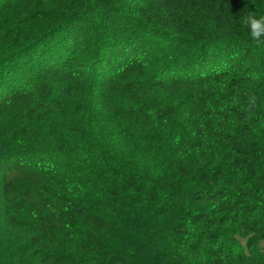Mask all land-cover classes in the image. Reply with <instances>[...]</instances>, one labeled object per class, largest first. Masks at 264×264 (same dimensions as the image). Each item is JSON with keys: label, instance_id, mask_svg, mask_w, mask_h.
<instances>
[{"label": "trees", "instance_id": "obj_1", "mask_svg": "<svg viewBox=\"0 0 264 264\" xmlns=\"http://www.w3.org/2000/svg\"><path fill=\"white\" fill-rule=\"evenodd\" d=\"M249 11L0 0V264H264Z\"/></svg>", "mask_w": 264, "mask_h": 264}, {"label": "clouds", "instance_id": "obj_2", "mask_svg": "<svg viewBox=\"0 0 264 264\" xmlns=\"http://www.w3.org/2000/svg\"><path fill=\"white\" fill-rule=\"evenodd\" d=\"M241 20L250 32V38L257 44H264V14L257 15L255 11H249Z\"/></svg>", "mask_w": 264, "mask_h": 264}]
</instances>
